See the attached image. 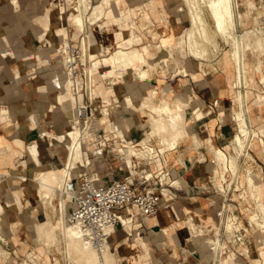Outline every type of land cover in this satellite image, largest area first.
<instances>
[{"label":"crops","instance_id":"obj_1","mask_svg":"<svg viewBox=\"0 0 264 264\" xmlns=\"http://www.w3.org/2000/svg\"><path fill=\"white\" fill-rule=\"evenodd\" d=\"M18 2L0 0V246L13 260L25 256L31 261L28 252L32 251L38 259L30 264H39L37 223L46 219L51 208L45 199L36 202L38 196H44H40L35 179L47 161L52 165L61 161L41 134L61 126L53 117L61 94L58 90L65 83L55 85L53 76L47 77V61H58L64 44L59 38L61 21L57 20L61 10L58 15L49 12V6L61 4V0ZM169 2L174 0H108L103 16L89 24V35L98 44L95 57L111 58L116 49L123 48L134 54V63L108 76L102 70L97 74L96 68L94 100L98 99V113L109 114V118L91 127L88 144L101 146V156L107 160L115 154L121 163L106 169L86 168L97 173L102 182L130 178L129 161L119 146L132 144L142 150L129 162L137 177L138 173L170 171L155 213L146 215L131 205L122 207L128 223L117 225L110 237L117 264H253L249 248L255 238L253 217L264 220V210L257 199L251 203L244 195L252 196L251 175L264 201V49H257L252 42L245 54V80L236 83L231 45L225 51L221 46L211 57L190 53L184 43L189 25L175 20L181 11ZM238 8L243 18L242 23L237 21V30L253 27L255 33L264 35V0L252 4L236 0ZM66 29L69 41L79 43L81 27L69 22ZM48 47L50 51L58 48L56 56L48 58ZM136 51L147 55L148 62L142 65L148 74L137 71L141 61ZM103 66L108 69L110 64ZM239 89L246 120L258 134L249 140L245 153L238 155L233 138L242 129L236 118ZM180 101L187 104L182 109ZM153 103H158L154 110ZM49 111L55 113L53 117H45ZM179 129L184 133L175 141L172 136ZM34 140L40 148L39 161L30 151ZM215 147L227 151V168ZM235 154L239 167L231 165ZM82 168L76 167L75 175L79 176ZM133 185L143 190L138 179ZM156 190L160 193L159 187ZM231 217L234 235L224 229ZM210 237L223 241L226 248L218 261ZM240 239L248 243L246 253L239 251ZM44 249L50 257L46 264H56V250Z\"/></svg>","mask_w":264,"mask_h":264},{"label":"bare ground","instance_id":"obj_2","mask_svg":"<svg viewBox=\"0 0 264 264\" xmlns=\"http://www.w3.org/2000/svg\"><path fill=\"white\" fill-rule=\"evenodd\" d=\"M90 1L91 0H82V4L84 6L87 5V7H88L91 3ZM107 1L108 0H99L92 6V9H90L89 15H88L89 19H91V22L94 23L103 16V14L106 11V2ZM207 2L210 6L213 17L215 18L217 29H219L222 34L226 35L229 33L230 34L229 36H231V35L234 36L235 40L238 41L237 43L239 44V46L236 48V50L233 48L235 50V51H233V58L235 59V62H236L235 64L237 65V69H238V71H237L238 80H236L237 81L236 83L242 82L243 80H245L244 79L245 69H246L245 54H246V51L253 46V44H251V42L247 39V37H245V35H244L245 33L240 34V36L235 33V30L237 27V18L242 16V12L239 9H238V11L236 10V0H206V3ZM15 3L18 4L19 3L18 0H15ZM82 4H80V6H82ZM192 4H194V0L190 4L191 5L190 7H192ZM199 4H201V3H199ZM199 4H198V2H197V4H194L195 5L194 8L196 7V5L199 7ZM77 5H79V4H77ZM64 6H65V4L61 3V6H60L61 18H63V13H64L63 7ZM84 6H83V8H84ZM78 7L79 6H77L75 8L77 9ZM194 8H193V11H195V13L193 14V19H196L198 17V18H201L200 21L203 20V16H201V14H200L201 12H199L201 9L199 10V8H197V7H196V9H194ZM200 8H202V7H200ZM80 9H82V8H80ZM71 13H72V15L75 16L74 17V21H75L74 23H77L78 25L83 23L84 18H82V17H84V15H86V14L81 16L80 13L77 12V10H74V12H71ZM194 21H193V23H194ZM202 23H205V21H201V25H202ZM193 27H194V25H193ZM193 27H192V29H193ZM203 27L205 29L206 28L209 29L207 27V24H206V26L203 25ZM230 28L232 30L231 32L229 31ZM193 30L189 31V34H188L190 46L192 49L190 52L194 51V52H196L195 54H197L199 52L198 49H200V51L201 50L203 51V48H202L203 44L201 45L202 49L200 47L198 48L197 46L201 42L204 43L203 42L204 40L201 39L202 41H200L199 38H201V37H199L198 35L197 36L199 38L198 39L195 38L196 33L193 34ZM203 32L207 33L206 30L204 31V29H203ZM251 34L252 33H250V35ZM211 35L213 36V33H207L206 37H209V39L211 40L213 38ZM202 38H204V37H202ZM245 40H246V43H244ZM163 41L165 42L166 39H163ZM232 41H233V39H232ZM64 42H65V40H64ZM66 42L67 43H65V44H68V42H69L68 38H67ZM242 42H243V45L241 46L240 44ZM85 44L87 45L86 38H85ZM215 44H216V40H215L214 45ZM216 46H217V44H216ZM89 47H90L89 48L90 56L96 55L97 54V47H98L97 41L96 40H93L92 42L90 41ZM254 47L263 48L264 47V40L263 39L256 40V42H254ZM7 51H8L7 49H3V53H7ZM203 53L199 52V54H203ZM135 55H137L140 58V61H142L141 63L148 62L147 55L145 54L144 51H136ZM130 56H133V58H134L133 53H131V52H129L123 48L116 49L113 52V54L111 55V58L108 57V60L110 62V69H108L109 70L108 74L111 75V74L117 73V69L122 67L121 66L122 61L125 60V58L130 57ZM95 61H96V59H95ZM62 72L64 74V69L62 67L61 68L59 67L54 72H52V74H53L52 79H53V83L55 85H62L66 81H68L67 84L69 83L68 78L67 79L62 78ZM102 73H104V72H102ZM239 86H240V84H239ZM45 87H49V84L45 85ZM68 87H70L69 84H68ZM61 95H62L63 99H65V98L69 99V102L71 104H72V101H74L70 91H69V95L68 94H61ZM79 98H80V101H83L82 94L79 95ZM161 105H163V104H161ZM238 106H239V110L237 109L238 114H236L237 115L236 118L239 119L241 126L244 129V130H242L243 133H241L239 131L236 133V135L234 137L235 138L234 139L235 140L234 148H237L238 155H239L240 153L247 150L246 149L247 144L249 143V140L255 136V134L257 132H254V131H257V130L253 129L250 126V124L248 122H246L247 120H246V115H245V111L243 108V99H242L241 89H239V91H238ZM158 107L159 108H157V109H160L161 106H158ZM71 114L74 115L73 116V118H74L73 119V122H74V125H73L74 128L73 129L72 128L66 129L65 132H61V133H59V132L54 133V132L45 130V136H46L47 140L49 139L48 140L49 145L55 143L54 140L50 139L51 137L57 138V140H60V142H61V140L62 141L65 139L68 140L67 142H65L66 149H67V155H66V158L64 160L65 166L63 167V169H60L59 164L56 161H54L53 162L54 165L47 167L45 169H40L41 173H40L39 177H37V179H35L40 184L41 190L44 188L46 190V194H49L51 201L53 200L55 195L61 191L60 189H61L65 179L67 177H71L74 174L78 173L75 169L76 167H78V166L82 167L83 166V169H85L86 166L89 163H91L94 159L84 149L83 132L81 131V128L79 127L81 125L80 124V118L76 114L75 107L72 109ZM119 131H120V133H123V131L121 129H119ZM182 133H184V132L181 129L177 130L176 132L173 133V136H172L173 139L175 141H177V139L179 138V136ZM86 134H88V132ZM129 146H128V148H129ZM132 147H131V149H132ZM1 149H4V147ZM100 149H102V148H100ZM30 151H31L32 155L35 157V159L37 161H39L40 148H39L37 141H32V143L30 145ZM131 152H130V154H131ZM134 152H135V150H134ZM94 153H97V150L94 151ZM127 153H128V151H127ZM224 153L226 156H224V154L218 150L217 151L218 159H219V161H221L222 163L225 164V167L226 166L228 167L229 155L225 151H224ZM238 155L235 154V156H233L231 159V165L233 167L234 166L239 167L238 166L239 165ZM128 159L130 160V157ZM132 161H133V159L130 160V163H132ZM26 165L24 167H26ZM234 171H236V170L234 169ZM249 183H250V186L253 190L252 196L257 199L258 204L261 205V207L263 208L262 210H264V201H262V199H260V196H259L258 192L256 191V187H257L256 183L254 181V178L251 175L249 176ZM38 188H39V186H38ZM16 193H17L18 199L21 203L22 202L21 195L19 194L18 191H16ZM59 198L61 200V209H60V207H58V204L56 205L55 202H51L50 200H48V198H46L47 199L46 200V206L50 205L53 207V209H57L58 216L56 218H54L53 214L47 210L46 219L44 221H39L37 223V233H38L39 239H40V237L45 238L44 236H47L48 238H50V240L53 239L52 241H57V240H62V239L65 240V243L67 245L66 248H67L69 260L75 262L76 264H116L117 263V257H116L114 250L112 249L111 242H109L103 248H97L93 245L88 244L82 238L79 229L75 225H72V224L67 223L65 221V219H64V208L66 205V200L63 196H60ZM231 219H232V217H231ZM231 219H229V221L227 222L226 229L228 230V232H230L231 234L234 235V233H236V232H234L235 227H234V223ZM258 224L264 228V222L259 221ZM193 227H194V225H193ZM239 237L240 236H238V238ZM240 238H243V237L241 236ZM210 242L213 243V245L217 248L216 259L218 261L219 258L221 257V255L225 252L224 246H223L224 243H223V241H221L218 238L216 240H212V238H211ZM28 254L31 256L32 253H28ZM34 262H36V261H34Z\"/></svg>","mask_w":264,"mask_h":264},{"label":"rangeland","instance_id":"obj_3","mask_svg":"<svg viewBox=\"0 0 264 264\" xmlns=\"http://www.w3.org/2000/svg\"><path fill=\"white\" fill-rule=\"evenodd\" d=\"M97 1L92 2V0H91L90 1L91 2L90 5L87 7V5L84 6L82 4V0H61V3L62 4H65V6L63 7V9H64L63 18H58L57 19L58 21H61L60 28H59V31L61 32V34H59L60 40H62V41L65 40V42L67 41L68 31L66 29V24L69 23V22H72V23L75 22L74 21V17L75 16L72 15V13H71V12H74V10H77V12H79L81 16H83L84 14H86V15H84V17H82V18H84L83 19V23H81L82 25L81 24L78 25L77 23H74V24L82 27L86 31V33H89V29H88L89 24L90 23H93V22H91V19H89L88 15H89L90 9H92V6ZM192 1L193 0H174V2H169L170 7H173V5H174L175 7L179 8L181 12L183 11V14L181 12H178L177 13L178 15L175 14L176 15L175 20L176 21L177 20L178 21H183L185 23V25H189V27L187 29V34H186V38L184 40V43L186 44V43L189 42V35H188L189 34V31H192L194 29L193 30V34L196 33V37L195 38L198 39L199 37H201V38H199V40L200 41H202L201 39L204 40L203 41L204 43L201 42L197 46L198 48L199 47L201 48V45L203 44L202 45L203 51L202 50L200 51V49H198V51L199 52H202V53L204 52V53L203 54H199V52H198L197 53L198 55L211 57V56L217 54V51L221 48V46L224 47V51H225L226 49H229L230 50L229 47L231 45V51L230 52L232 53L231 56L233 58V51H235L236 48L239 46V44L237 43L238 41L235 40L234 36H232V35L229 36L230 35L229 33L225 35V34H222L219 29H217V25H216L215 18L213 17V14H212V11L210 9V6H209L208 2L206 3V0H198V1L197 0H194V4H197V2H198V4L201 3V4H199V7L197 5H196V7L199 8V10L201 9L199 11V12H201L200 13L201 16H203V20H201V21H205V23H202V25H201V21H200L201 18H198L197 17L196 19H193V14L195 13V11H193V8H194L195 5L192 4V7L193 8L190 7L191 6L190 4L192 3ZM76 3L79 4V5H77ZM250 3L252 4L253 3V0H250ZM33 4L36 5V6L38 5L36 2H33ZM80 4H82V6H80ZM60 6H61L60 3L57 4L56 6H54V5L49 6V8H50L49 9V12H54L55 14L58 15L59 14V11H60ZM77 6H79V7L76 9L75 7H77ZM83 6H84V8L86 7L85 9L87 11L83 8ZM196 7L194 9H196ZM200 7H202V8H200ZM80 8H82V9H80ZM238 9L241 10L240 8H238ZM238 9H236V10L238 11ZM241 12H242V10H241ZM182 15H184V17ZM242 18H243V12H242V16L239 17V18H237V21L239 20L240 23H242ZM193 21H194V23H193ZM206 24H207V27L209 29H207V28L205 29L203 27V25L206 26ZM193 25H194V27H193ZM192 27H193V29H192ZM203 29H204V31L206 30L207 33H213V36L211 35L213 37L212 38L213 40L211 39L212 41L209 39V37H206V34L207 33L203 32ZM229 31L230 32L232 31L231 28H230ZM262 31H264V29H262ZM235 33L237 35H239V36H240V34L245 33L244 34L245 37H247V39L251 42V44H252V42H256V40H258V39H263L264 40V35L261 34V33H258V32L255 33V30H254L253 27H245V28H242L240 31H238L237 30V27H236ZM250 33H252V34L250 35ZM63 36H64V38H63ZM202 37H204V38H202ZM232 39H233V41H232ZM89 40L92 42L93 40H95V38L90 34L89 35ZM215 40H216L217 46H216V44L214 45ZM86 41H87V38H86ZM244 43H246V40H245ZM240 45L242 46L243 45V42ZM188 47H189V52H190L192 50L191 49V46H190V42L188 43ZM214 47H216L217 49H214ZM57 49H55L53 51H50L49 50V47H48L47 50H46V52H47L46 54L48 55V58L49 57L56 56ZM257 49H264V47L263 48H257ZM9 53L11 55H13V52L9 51ZM54 53H55V55H54ZM190 53L195 54L196 52L192 51ZM226 53H228V52H226ZM226 53H225V55H226ZM50 54H51V56H50ZM197 54H195V55H197ZM95 56L96 55L91 56V57H94L96 59L95 65H96V68L99 69V72L97 74H100L101 73L100 70H102V72H104L103 74L105 76H108L109 75L108 74L109 73V70L108 69H110V67L107 69L106 66L105 67L103 66V63L104 64H110V62L108 60V56H102V57H100V56L95 57ZM233 60L235 62V59L234 58H233ZM47 63L50 64V66L47 68V71L49 72V74L47 76L48 78L51 77V76H53L52 72H54L57 68H59V67L61 68L62 67L61 58L60 57L58 58V61L56 60L55 62H53V64H51L50 61H47ZM127 63H134L133 56H130V57L125 58V60L122 61V63H121V66L122 67H120V68L127 67V66H131L130 64L128 65ZM142 64L143 63H141V65ZM141 65L137 66V71L140 74H143V75L148 74L147 69L143 65L142 66ZM237 71H238V69H237V65H236V73H237ZM62 78L63 79L66 78L67 79V75H66V72L65 71H64V74L62 72ZM237 80H238V78H237ZM67 82L68 81L65 82V84L62 87V89L58 90L59 93H61V94H68L69 95V91L71 89H70V87H68V84L69 83L67 84ZM70 93H71V91H70ZM61 94H60V96L58 98V101H57V105H58L57 113L55 114V113H53V112L51 113V111H49L45 115V117H50V116L53 117L54 114H55V116L53 118L54 119H58V120L61 121V126H58L55 129H53V130L49 129L51 132H54V133H57V132L61 133V132H65L66 129H71V128L73 129L74 128L73 127V125H74V122H73V119L74 118H73V116L74 115L71 114V111L75 107V100L72 101V104H71L69 102V99H67V98L63 99ZM94 96H95V94L93 95V97ZM236 96H237L236 97V101H237V104H238V93H237ZM72 97L74 99L73 94H72ZM82 98H83V95H82ZM155 104H158V103H153L152 104L153 105V110H154ZM179 104L181 105V107H180L181 109L184 108L187 105L186 103H183L181 101H180ZM94 105L96 107L98 106V99L97 100L96 99L94 100ZM237 109L239 110V106H238ZM104 111L106 113L109 112L107 109L106 110L104 109ZM92 117H93V124H92V126H93L95 123H99L104 118L108 120L109 114H104L102 112L98 113V110L96 108V110H94V113L92 114ZM246 117H247V115H246ZM79 127L81 128V131L83 132V141H84L85 135H87L86 133L88 132V134H89L90 133V130H91V132L93 130L92 129H89L88 127L83 128V125H80ZM242 130H244L243 127L240 130L241 133H243ZM254 132H257V131H254ZM41 134H42V136H44L43 138H46V136H45V130L42 131ZM257 134H258V132L255 135H257ZM50 139L54 140L55 143L54 144H51V145L48 144V149H50V151L56 153L59 156V159L61 160L60 163H59V166H60L59 168L62 169L63 166H65L64 160H65L66 155H67V149H66L65 142H67L68 140L67 139H65L63 141L61 140V142H60V140H57V138H52L51 137ZM233 139H235V138H233ZM34 141H37V140H34ZM177 141H178V139H177ZM234 142H235V140H234ZM37 143H38V141H37ZM88 146H91V149H89ZM128 146H129V148H128ZM100 147L101 146H99V145L98 146L97 145L96 146H93L92 143L91 144H88V138H85L84 148H85V150H87L89 152V154L91 155V157L94 158L93 161L87 165V167L89 169H91V170H96V169H100V168H105L106 169L107 166H109V165L111 167H117V165L121 163V159L118 156H116L115 154H112L109 157L108 160L105 159L104 157H102L101 156V153L99 151ZM131 147H132V149H131ZM96 149H98L97 153L96 154H93V151L96 150ZM119 149L126 155V158L127 159L130 157V160L132 159V155L133 154L140 155V153H142V150L141 149H138L136 146H134L132 144H128L127 146L120 145L119 146ZM162 149H164V146L162 147ZM126 150L128 151V153H127ZM134 150H135V152H134ZM155 150H156V147H155ZM218 150L221 151L224 154V156H226L225 153H224V151H223V150H225L223 147L222 148L215 147L216 154H217V151ZM130 152H131V154H130ZM225 152H227V151L225 150ZM130 160L128 159L129 162H130ZM50 166H52V162L51 161H47L45 167L42 168V169H45V168L50 167ZM83 170L84 169L82 168V170H79V172L80 171H83ZM14 172H15V170H14ZM40 173H41V171L39 170L38 175H40ZM217 181L218 182H221L220 180H217ZM35 184L37 186H39L38 189H40L39 191L41 192V195L40 196L41 197L44 196V197H42V199L38 196V198H36V202H38L39 200L43 201V199H45V202H46V200H47L46 198H48V200H50V196H49V194H46V190L44 188L41 190L40 184L37 181H36ZM223 185H224V183H223ZM244 196L246 197L245 199H247L249 197L248 199H249V202H251V203L256 199V198H254L252 196L251 197L250 196H247L246 194ZM59 197H60V192H58V194L55 195V197L53 198V200L52 201L50 200V201L51 202H55V204L57 205L58 204ZM48 207L51 208L50 209V212L53 214L54 218H56L58 216L57 209H53V207L50 206V205ZM253 218L255 219V223H254V227L252 228L253 229L252 231H254V233H255V236H254L255 238L253 239L254 245L252 247L249 245V248L251 249L250 250V255H251L250 257L253 260V264H264V228L261 227L258 224L259 221L264 222V220H259L256 216L253 217ZM224 229H226L225 226H224ZM240 235H243V233L240 232ZM44 237L45 238L40 237V239H39V247L41 248L40 249L41 250L40 253L42 255L41 258H40L39 264H46L47 261H50V257H49L48 253L44 249L45 246H48L51 250H54V249L56 250V264H67V262L69 264H76L75 262L69 260L68 253H67V248H66L67 245L65 243V240L62 239V240L52 241L53 239L50 240V238H48L47 236H44ZM38 238H39V236H38ZM209 240H211V237L209 238ZM212 240H216V239L215 238H212ZM45 243H47V244L45 245ZM52 244H55V245L54 246H51ZM210 244L214 247L213 250H214V258H215L216 257V253H217V248L213 245V243H210ZM247 244L248 243H246V240L240 239V241L237 243V246L239 248V251H244V253H246V246H247ZM224 250L226 251V248L225 247H224ZM43 251H45V252L42 253ZM7 253H8V251L7 250H4V248L2 246H0V256H1L0 257V261L2 263L4 262L3 259L6 260L7 258L11 259V260L7 261V264H30V262H32V261L34 262V261H36L38 259L37 257L34 256V254H33L32 251H29L28 252V253H32L31 256L28 254V256L30 257V259L32 261H29V259H27V257H25V256L24 257L19 256V257L15 258V260H13L10 256L9 257L7 256ZM224 257H225V255L223 256V258ZM237 259H238V261H244L242 259V257H238ZM50 264H54V263L51 262ZM215 264H217L216 261H215Z\"/></svg>","mask_w":264,"mask_h":264},{"label":"built area","instance_id":"obj_4","mask_svg":"<svg viewBox=\"0 0 264 264\" xmlns=\"http://www.w3.org/2000/svg\"><path fill=\"white\" fill-rule=\"evenodd\" d=\"M81 30L79 43L69 41L65 44L64 42L59 53L74 96L80 124L83 128L91 129L92 114L97 108L94 105L95 96L93 97L96 65L95 58L89 54V33H86L82 27ZM85 38H87V45ZM80 94L83 95V101H80ZM211 111L212 107L209 108V112ZM91 136L90 130L85 138H91ZM101 138L104 139L102 136ZM127 166L130 174L128 179L113 178L102 182L97 173L85 168L79 176L74 174L67 177L60 189V196L66 200L65 221L75 225L82 238L97 248H103L110 242V237L117 225L128 223L129 218L122 207L131 205L138 212L146 215L157 211L160 194L165 189L164 182L170 171L168 169L158 170L155 173L149 171L144 174L138 173L137 177L132 164L127 162ZM24 175L26 176V172ZM136 179L143 185V190L139 191L133 185ZM168 184L173 185V181ZM157 187L160 188V193L156 190ZM58 207L61 209L60 198Z\"/></svg>","mask_w":264,"mask_h":264}]
</instances>
